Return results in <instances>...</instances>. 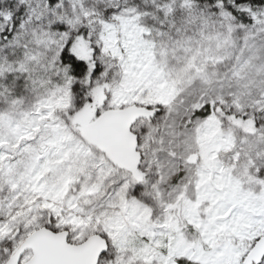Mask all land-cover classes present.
I'll return each mask as SVG.
<instances>
[{
  "label": "snow or ice",
  "instance_id": "1",
  "mask_svg": "<svg viewBox=\"0 0 264 264\" xmlns=\"http://www.w3.org/2000/svg\"><path fill=\"white\" fill-rule=\"evenodd\" d=\"M0 264H264V0H0Z\"/></svg>",
  "mask_w": 264,
  "mask_h": 264
}]
</instances>
